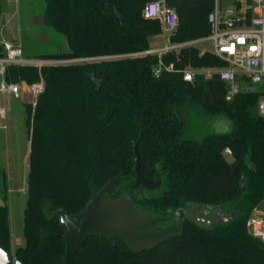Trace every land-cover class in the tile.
Segmentation results:
<instances>
[{
  "label": "trees",
  "instance_id": "obj_1",
  "mask_svg": "<svg viewBox=\"0 0 264 264\" xmlns=\"http://www.w3.org/2000/svg\"><path fill=\"white\" fill-rule=\"evenodd\" d=\"M147 1L45 0L44 23L65 36L69 49L38 57L102 58L40 69L8 67L9 81L44 80L35 105L24 103L29 139L25 242L14 253L23 264H63V229L45 207L76 213L90 200L92 187L98 191L115 176L130 177L118 190H126L149 214L206 205L235 216L213 219L207 227L183 216L176 236L141 251L91 235L75 264H264V244L246 227L264 201V118L249 110L261 93L242 91L227 101L216 74L185 80L181 69L187 65L225 64L195 46L162 55L174 69L155 75L157 56L136 54L161 32L159 19L143 16ZM213 1L165 0L178 16L170 41L209 34ZM218 117L229 119L231 129L207 130ZM135 142L141 171L151 179L159 173L160 189L128 190L135 179ZM0 246L11 252L6 204H0Z\"/></svg>",
  "mask_w": 264,
  "mask_h": 264
},
{
  "label": "built area",
  "instance_id": "obj_2",
  "mask_svg": "<svg viewBox=\"0 0 264 264\" xmlns=\"http://www.w3.org/2000/svg\"><path fill=\"white\" fill-rule=\"evenodd\" d=\"M244 7V8H243ZM145 18H156L161 23L160 36L164 40L162 46L149 47L136 54L156 55L158 60L154 69L155 75L163 70H173L174 63L165 64L162 55L169 52L175 54L183 48L198 47L208 43L205 50L222 61L224 65L217 68H194L187 65L181 69L183 78L193 81L197 74L205 78L216 74L225 84V99L231 101L242 91L261 93L256 107L258 115L264 118V0H214L213 8L208 15L210 33L188 41L172 42L170 35L178 24L176 12L169 8L165 0H148L143 8ZM0 118L4 119L6 110L2 106V96L11 94L15 98L21 97L22 84L29 87L32 104L35 105L37 95L44 88L42 77L37 82L27 84L23 81H9L6 79L8 67L11 65H33L39 69L47 65L67 64L87 61L93 58H42L32 56L24 51L21 41L0 42ZM259 85L258 88H254ZM225 153L230 154L227 148ZM249 233L264 244V201L251 213L246 221Z\"/></svg>",
  "mask_w": 264,
  "mask_h": 264
},
{
  "label": "rangeland",
  "instance_id": "obj_3",
  "mask_svg": "<svg viewBox=\"0 0 264 264\" xmlns=\"http://www.w3.org/2000/svg\"><path fill=\"white\" fill-rule=\"evenodd\" d=\"M0 2V41L20 40L24 51L32 56L64 52L69 49L65 36L44 23L45 0H0ZM163 43L160 34L150 39L151 46H162ZM207 46L208 43L198 45L201 50H205ZM258 86L255 85L254 88ZM1 103L6 110V116L4 119L0 118V204L7 205L10 251L13 254L15 249L25 242L23 211L27 201L29 172V139L26 123L28 115L22 98L6 94L2 96ZM249 110L256 118L257 107L252 106ZM231 127L232 123L229 119L218 117L211 121L210 129L207 130L223 132L230 130ZM227 158L229 159L230 156ZM44 211L51 212L47 206ZM222 213L226 214L227 209H223ZM198 220H201L206 227L209 224L204 216H198Z\"/></svg>",
  "mask_w": 264,
  "mask_h": 264
},
{
  "label": "water",
  "instance_id": "obj_4",
  "mask_svg": "<svg viewBox=\"0 0 264 264\" xmlns=\"http://www.w3.org/2000/svg\"><path fill=\"white\" fill-rule=\"evenodd\" d=\"M23 95L25 103H32L29 87L24 84ZM134 151V182L129 185L130 190L153 191L160 189L161 178L157 173L155 179L147 177L140 169L137 142L133 144ZM130 180L127 176H115L109 179L100 190L92 187V196L85 207L69 214L64 209L46 211L48 217H57L63 229L65 254L63 264H75L78 260V251L83 247L86 239L91 235H99L112 240L113 244L123 241L133 251L149 249L157 244L176 236L182 229L179 219L177 225L160 227L159 223L167 220L166 217L156 216L151 218L146 210L135 206L130 197L121 195L116 197L118 189ZM199 208V209H198ZM192 214L185 213L184 217L196 218L201 212L208 213V206L198 207ZM50 210V205H47ZM210 214L222 221H227L235 216L234 213L223 214L210 210ZM197 219V218H196ZM0 264H23L11 252L0 246Z\"/></svg>",
  "mask_w": 264,
  "mask_h": 264
},
{
  "label": "flooded vegetation",
  "instance_id": "obj_5",
  "mask_svg": "<svg viewBox=\"0 0 264 264\" xmlns=\"http://www.w3.org/2000/svg\"><path fill=\"white\" fill-rule=\"evenodd\" d=\"M128 190H130L129 188H128ZM121 195H128L127 194V192H126V190H122V191H119L118 190V194H115V196L116 197H119V196H121ZM202 205H191V206H188V207H186V208H178L177 210H175V211H172V210H168L167 211V214H164V215H159V214H156V213H150V217L151 218H154V217H156V216H163V217H166L167 218V220H165V221H163V222H161L159 225H162V226H167V225H177L178 223H179V219L181 218V217H183L184 216V214L185 213H188V214H192V212H196V210H197V208L198 207H201ZM210 210H213L212 208H210V207H208L207 208V211H208V213H203V212H201L200 213V215H199V217L200 216H204V217H206L207 218V220H208V225L207 226H210L211 225V223H212V221H213V219H216V218H214L211 214H210ZM214 211V210H213ZM216 212V211H215ZM218 213V212H217ZM190 217V216H189ZM191 218H193V217H191ZM197 218V219H196ZM196 218H193L197 223H199V224H202V222H201V220H198V217H196ZM182 222H183V220L181 221V224H182ZM206 226V225H205Z\"/></svg>",
  "mask_w": 264,
  "mask_h": 264
},
{
  "label": "crops",
  "instance_id": "obj_6",
  "mask_svg": "<svg viewBox=\"0 0 264 264\" xmlns=\"http://www.w3.org/2000/svg\"><path fill=\"white\" fill-rule=\"evenodd\" d=\"M3 41H9V40H3ZM15 41H20V40H15ZM0 42H2V41H0ZM158 46H160V45H152V46L150 45V47H158ZM23 85H24V83L22 84V87H23ZM20 98H22L23 99V102L25 103V101H24V95H23V89L22 88H21V97Z\"/></svg>",
  "mask_w": 264,
  "mask_h": 264
}]
</instances>
